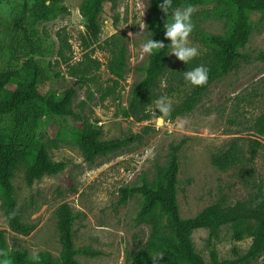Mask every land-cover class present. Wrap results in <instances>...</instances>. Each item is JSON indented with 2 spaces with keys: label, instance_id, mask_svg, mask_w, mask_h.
I'll list each match as a JSON object with an SVG mask.
<instances>
[{
  "label": "rangeland",
  "instance_id": "obj_1",
  "mask_svg": "<svg viewBox=\"0 0 264 264\" xmlns=\"http://www.w3.org/2000/svg\"><path fill=\"white\" fill-rule=\"evenodd\" d=\"M84 0H63L69 8L68 15L49 22L27 20L35 37L41 40L38 54L44 64L56 63L48 89L62 94L76 80L72 75H89L90 88L95 93L84 107L88 122L103 131L102 140L135 136L123 150L87 162L80 149L72 143H61L50 151L52 160L66 162L67 168L58 176H46L28 186L24 169H19L13 179L16 198L23 220L36 224L29 236L18 235L10 230L2 210L0 198V230L5 231L9 248L18 245L38 253L50 252L58 256L61 245L56 228V210L68 203L80 217L74 225L76 247L88 246L99 255H76L81 264H138L134 257L148 241L151 228L138 220L142 197L137 194L125 205H119L121 187L142 185L144 180L153 181L158 166L169 161L172 146L181 145L180 171L178 174V201L182 218H192L205 208L221 204L234 206L246 200L257 185L264 183V135L256 127L264 117V15H249L252 34L242 55L230 73L213 82L198 106L190 113L177 117L158 116L155 105L151 118L138 121L125 118L121 109L127 107L135 83L144 79V67L150 54L141 51V44L154 34L147 27L153 0H119L115 7L107 3L100 17L103 34L96 42H85V19L79 13ZM216 0H208L194 7L193 31L189 45L198 49V55L188 62L170 55L167 73L162 81L163 89L175 87L168 95L171 107L180 103L192 86L184 79V92L177 89L178 75L198 65L204 66L203 56L208 52L201 34L224 36L230 22L218 16L214 9ZM182 10V9H181ZM21 15V5L16 0H0V72H16L25 60L24 55L13 53L9 45L15 35V21ZM113 36L121 37L128 48V67L124 80L115 84L109 73ZM87 87L79 92L75 108L87 100ZM154 103V102H153ZM34 113L39 119L46 139L54 138L53 129L46 115L30 107L18 111V118ZM5 120L0 116V127ZM245 153L242 162L228 170H220L212 163V156L229 149L232 142ZM256 144L252 160L250 145ZM192 239L195 249L207 264H211V251L218 260L233 259V248L246 253L251 239L235 242L228 226L221 228L218 237L211 240L209 231L196 230ZM253 264H264V256Z\"/></svg>",
  "mask_w": 264,
  "mask_h": 264
},
{
  "label": "trees",
  "instance_id": "obj_2",
  "mask_svg": "<svg viewBox=\"0 0 264 264\" xmlns=\"http://www.w3.org/2000/svg\"><path fill=\"white\" fill-rule=\"evenodd\" d=\"M21 5V15L15 21L14 36L10 42L13 53L22 54L25 60L16 72H0V116L5 124L0 127V198L2 210L6 216L8 227L18 235L29 236L36 224L23 220L13 184V179L19 169H24L25 181L32 186L36 181L46 176H58L67 168L66 162L52 160L50 151L57 149L61 143L76 145L84 159L93 163L100 157L118 153L135 139V136L102 140L101 128L88 122L84 115V107L91 101L95 93L90 88L89 75H72L74 83L62 94L48 89L52 75L59 77L55 71L56 63L44 64L38 58L42 50V42L29 29L27 20L49 22L59 16L68 15L69 8L63 0H16ZM119 0H84L79 13L85 19L86 32L83 40L96 42L103 34L100 17L107 3L116 6ZM208 0H172L173 8H181L191 4L194 7ZM163 0H153L147 27L154 34L157 42H163L165 48L154 50L144 67L146 75L143 80L133 85L127 107L121 109L125 118H135L138 121L151 118V107L155 100L166 94L171 95L175 87L163 89L162 81L167 73L170 43L165 36L163 26L167 19L160 10ZM215 13L230 22V29L224 36L201 34V41L208 49L203 56L204 67L208 69L207 82L202 86L186 91L182 101L173 107L168 116L177 117L192 112L209 89L218 79L226 77L242 57L240 49L249 42L252 26L249 15L258 12L264 15V0H216ZM171 16V10L169 17ZM111 58L107 63L109 73L115 84L124 80L128 67V48L121 37L111 39ZM180 75V74H179ZM178 75L177 89L184 92L183 76ZM87 87V100L75 103L79 92ZM30 107L41 111L47 117L53 129L54 138L46 139L38 117L28 113L25 118H18V111ZM161 116L160 114L158 115ZM264 135V117H260L257 126ZM250 145V152L255 156L256 144ZM181 145L172 146L169 161L165 166H158L155 179L144 180L142 185H126L121 187L118 204L125 205L132 197L139 194L142 204L138 220L151 228L148 241L134 256L138 264H153L152 256L159 253L156 264H207L197 253L192 239L196 230L209 231L211 240H215L221 228L228 226L235 242L251 239L250 248L241 253L233 248V259L218 260L216 251H211V264H253L264 256V183L256 186L252 195L234 206L221 204L211 205L196 216L184 219L180 213L178 201V174L180 171ZM245 158V153L238 147L237 141L231 143L229 149L212 156V163L220 170H228ZM80 217L68 203L61 204L56 210V228L61 245V252L53 256L50 252H40L39 261L29 259V251L14 245L9 248L5 231L0 230V264H81L76 255L86 257L99 255L91 247H76L74 241V225ZM6 254V255H3Z\"/></svg>",
  "mask_w": 264,
  "mask_h": 264
},
{
  "label": "clouds",
  "instance_id": "obj_3",
  "mask_svg": "<svg viewBox=\"0 0 264 264\" xmlns=\"http://www.w3.org/2000/svg\"><path fill=\"white\" fill-rule=\"evenodd\" d=\"M160 10L166 15L167 19L164 23L163 30L165 38L170 41L167 48L170 55H174L179 61L184 62L186 65L190 60L198 55V49L195 46H190L188 37L193 31L192 13L194 8L191 4L185 5L183 9L173 8L172 0H163L159 5ZM171 10V16L169 12ZM141 51L143 53L151 54L154 50L159 51L165 48L163 42L154 41L151 37L141 44ZM183 78L186 84L193 87L202 86L207 82L208 69L203 65L193 67L191 70L183 72ZM155 109L161 116H168L171 111V104L167 97L161 96L154 101ZM6 255V254H3ZM153 264L162 258L159 253L153 255ZM32 261H39L40 257L38 252L33 249L29 255Z\"/></svg>",
  "mask_w": 264,
  "mask_h": 264
}]
</instances>
